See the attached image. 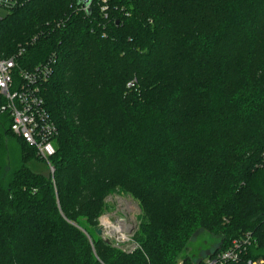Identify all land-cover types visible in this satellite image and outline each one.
<instances>
[{
  "label": "trees",
  "instance_id": "obj_1",
  "mask_svg": "<svg viewBox=\"0 0 264 264\" xmlns=\"http://www.w3.org/2000/svg\"><path fill=\"white\" fill-rule=\"evenodd\" d=\"M21 48L16 79L54 61L59 131L44 174L0 113V264H205L199 230L207 257L251 233L233 264L264 258V0H19L0 57ZM116 192L142 209L133 252L96 231Z\"/></svg>",
  "mask_w": 264,
  "mask_h": 264
},
{
  "label": "built area",
  "instance_id": "obj_2",
  "mask_svg": "<svg viewBox=\"0 0 264 264\" xmlns=\"http://www.w3.org/2000/svg\"><path fill=\"white\" fill-rule=\"evenodd\" d=\"M18 2L19 0H0V7L10 9ZM24 50L21 48L10 57H0V113L10 114L11 131L34 147L53 172L51 157L56 152L55 139L59 130L46 107L42 85L50 78L54 61L50 60L31 71L20 70L19 78L16 79L17 59ZM251 242V233L235 238L227 249L207 257L205 264L238 263ZM246 263L264 264V258H251Z\"/></svg>",
  "mask_w": 264,
  "mask_h": 264
},
{
  "label": "rangeland",
  "instance_id": "obj_3",
  "mask_svg": "<svg viewBox=\"0 0 264 264\" xmlns=\"http://www.w3.org/2000/svg\"><path fill=\"white\" fill-rule=\"evenodd\" d=\"M7 12L8 9L0 7V17ZM39 166L38 169L42 173H52L46 162L40 163ZM105 201L108 207L98 218L96 231L98 228L102 229L101 236L103 238L112 241L115 246L125 252H133L139 245L134 238L142 215L139 202L130 194L118 192L110 193ZM220 237L219 234L209 235L207 232L199 230L193 236L186 253L196 261L206 259L212 252L219 250ZM178 263L183 264V259L179 258L176 264Z\"/></svg>",
  "mask_w": 264,
  "mask_h": 264
},
{
  "label": "water",
  "instance_id": "obj_4",
  "mask_svg": "<svg viewBox=\"0 0 264 264\" xmlns=\"http://www.w3.org/2000/svg\"><path fill=\"white\" fill-rule=\"evenodd\" d=\"M80 2L83 3V6L87 7L89 5V3H90V0H80ZM89 10H90V8H89ZM97 233L99 235H101L102 234V229L98 228L97 229Z\"/></svg>",
  "mask_w": 264,
  "mask_h": 264
}]
</instances>
